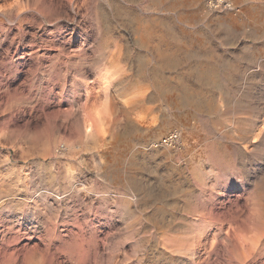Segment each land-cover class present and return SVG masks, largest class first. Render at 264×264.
Instances as JSON below:
<instances>
[{
  "label": "rangeland",
  "instance_id": "rangeland-1",
  "mask_svg": "<svg viewBox=\"0 0 264 264\" xmlns=\"http://www.w3.org/2000/svg\"><path fill=\"white\" fill-rule=\"evenodd\" d=\"M227 1L0 0V264H264V0Z\"/></svg>",
  "mask_w": 264,
  "mask_h": 264
},
{
  "label": "built area",
  "instance_id": "built-area-1",
  "mask_svg": "<svg viewBox=\"0 0 264 264\" xmlns=\"http://www.w3.org/2000/svg\"><path fill=\"white\" fill-rule=\"evenodd\" d=\"M209 3H212L217 6H225L231 7V4L227 0H220V2H215V0H208ZM181 144L180 134L177 130H171L165 135H163L160 139H158L155 144L152 146L154 147H167V148H176L179 147Z\"/></svg>",
  "mask_w": 264,
  "mask_h": 264
},
{
  "label": "bare ground",
  "instance_id": "bare-ground-1",
  "mask_svg": "<svg viewBox=\"0 0 264 264\" xmlns=\"http://www.w3.org/2000/svg\"><path fill=\"white\" fill-rule=\"evenodd\" d=\"M215 2H220V0H215ZM208 6L209 7H216V5H214V4H212V3H208ZM217 7H219V6H217ZM221 7H223V8H225V6H221ZM229 9H230V6H229ZM133 30H134V28H133ZM132 30V31H133ZM142 30V29H141ZM135 33H136V31H134ZM105 91V90H104ZM106 98V97H105ZM106 102V101H105ZM134 123V122H133ZM91 128L92 127H90V123H89V125H88V123H87V125H85V134H89V131H90V133H92L91 132ZM174 130H176V129H174ZM178 131V130H177ZM179 132V131H178ZM88 136V135H87ZM153 144H155V142L153 143ZM152 144V145H153ZM154 147V146H153ZM203 213V212H202ZM205 218V217H204ZM235 230V229H234ZM235 235V234H234ZM239 237V236H238ZM238 237H236V238H238ZM242 237V236H241ZM239 240V239H238ZM241 240H243V239H241ZM241 241L239 240V243H240ZM244 242H245V240H244ZM246 243V242H245ZM232 244V243H231ZM241 244V243H240ZM179 245H181V244H179ZM201 245V244H200ZM235 245H237V244H235ZM239 245V244H238ZM233 246V245H232ZM174 247V246H173ZM179 247V246H178ZM171 249V248H170ZM181 249V248H180ZM226 249V248H225ZM173 250V249H172ZM230 250V249H229ZM174 251V250H173ZM247 251V250H246ZM230 252V251H229ZM235 257V256H234ZM238 258V257H237ZM198 260H199V258H198ZM196 264V263H195Z\"/></svg>",
  "mask_w": 264,
  "mask_h": 264
}]
</instances>
